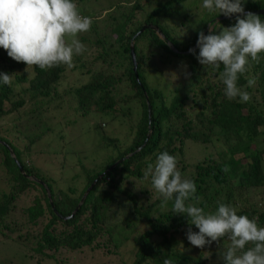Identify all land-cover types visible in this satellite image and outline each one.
Returning a JSON list of instances; mask_svg holds the SVG:
<instances>
[{
    "label": "trees",
    "instance_id": "1",
    "mask_svg": "<svg viewBox=\"0 0 264 264\" xmlns=\"http://www.w3.org/2000/svg\"><path fill=\"white\" fill-rule=\"evenodd\" d=\"M88 1L74 0L81 15L91 17L93 24L78 35L86 50L74 56L70 67L89 75L85 83L68 84L57 93L67 70L63 64L47 70L26 66L0 48V72L13 76L11 85L0 82V121L29 103L30 109L12 119L22 125L24 118L26 124L43 128L34 137L12 139L0 127L4 185L0 188V241H10L0 264H15L16 259H27L26 264H91L82 256L86 252L95 264H165L166 260L224 264L222 254L230 240L224 237L203 248L192 246L187 229H198L189 225L186 214L172 211L173 201L162 206L160 194L144 175L147 165H154L156 157L167 151L177 157L182 175L195 182L194 197L186 203L205 212L215 211L219 203L230 204L238 215L257 218L264 227V199L263 204L252 201L253 193L264 192V53L259 63L250 61L248 71L237 81L251 99L246 103L239 97L229 100L220 78L223 65L219 69L201 65L198 48L194 54L185 52L196 43L199 32L209 34L210 23L214 24L211 30L218 32L232 26L235 15L225 17L203 8L193 27L196 0H143L145 5L142 0H100L101 7L91 10L84 8ZM243 6L245 12L263 9L264 0H245ZM103 11L106 16L100 19ZM258 15L264 20V14ZM146 24L156 25L163 38L151 28L138 33ZM252 76L256 83L248 87ZM17 82L22 87L14 92ZM63 94L75 104V121L109 116L122 130L115 125L116 132H103L102 123L95 122L99 134L91 151L71 149L70 139L62 131L55 133L61 146L47 147L62 168L57 165L60 173L54 175L41 171L29 156L33 164H28L22 154L49 133V125L41 121L43 108ZM66 120L63 126L70 123ZM1 141L10 146L13 156ZM199 150L204 153L200 158ZM187 153L191 163L185 160ZM120 200L125 209L110 222L112 205Z\"/></svg>",
    "mask_w": 264,
    "mask_h": 264
},
{
    "label": "clouds",
    "instance_id": "2",
    "mask_svg": "<svg viewBox=\"0 0 264 264\" xmlns=\"http://www.w3.org/2000/svg\"><path fill=\"white\" fill-rule=\"evenodd\" d=\"M245 0H203L202 7L210 13L235 15V23L218 32L198 33L196 57L203 66L219 69L225 96L239 97L241 102L251 99L250 93L238 86L241 74L248 71L250 61L259 63L264 53V20L252 12H245ZM93 19L81 15L74 0H0V48L16 62L36 66L42 70L64 65L72 67L74 56L84 53L86 46L78 39L80 33L90 30ZM195 53L194 49H189ZM186 68V66H185ZM256 77L247 79V86L256 83ZM12 74L0 72V82L11 85ZM177 157L161 152L155 164L147 165L144 178L162 198V206L173 201L175 214H186L191 226L186 237L192 246L203 248L227 237L230 245L222 254L224 264H264V227L257 218L238 215L237 208L219 203L215 211L205 212L196 204L186 203L194 197L195 182L185 178L177 168ZM225 166V171H227ZM198 199V198H197ZM251 244L252 247L246 248ZM165 264H170L165 261Z\"/></svg>",
    "mask_w": 264,
    "mask_h": 264
},
{
    "label": "rangeland",
    "instance_id": "3",
    "mask_svg": "<svg viewBox=\"0 0 264 264\" xmlns=\"http://www.w3.org/2000/svg\"><path fill=\"white\" fill-rule=\"evenodd\" d=\"M106 1L107 0H105V2ZM196 1H197L196 6L193 7V10L191 12L193 15H195L194 17L191 16V19H193V22H194L193 23L194 25H192L193 27H195V25L196 26L198 25L196 24L197 22H195L196 21L195 19H197L204 11L202 7L203 0H196ZM88 2L89 3L84 4V8L88 10H91L93 8L94 9L100 8L101 5L103 4L102 2H100V0H90ZM142 2L143 0L141 1V3ZM142 4L145 5L146 4L145 1ZM191 5L192 4L189 1L186 2V6H188L189 8L191 7ZM106 13L107 11H103L101 12L100 15H98V17L100 19H103L106 16L105 15ZM213 26L214 24L211 25L210 23L208 25V30L213 29ZM180 34L182 36L184 35V33L182 32H180ZM185 36H189V33L187 35L185 34ZM65 69L67 70L65 71V77L63 78L64 84L61 83V85L59 84L57 86V93H62L63 88L68 87V84L70 86L80 85V84L85 83L89 78V75L83 74L80 71H77L75 69L70 70V67H67ZM116 70H114V72H116ZM27 71H30V69H28ZM13 87L15 90L14 92H17L21 89L22 86H19V83L17 82V83H14ZM61 97L62 98L54 100L52 103L48 104L46 107L43 108L44 116L41 121L49 125V131H48L49 133H47L46 135H43V138L41 141H38L35 144V146H32L31 148L27 149V151H25L22 154L23 158L28 159L27 160L28 164L32 165L33 163H35L37 167L41 169V171H44V172L49 171L50 173L54 175L60 173L57 169V165L59 167L62 166L60 162L58 163L57 161L58 159L50 157L49 153L51 152V149L47 147L48 145H50V147H55V148H59L61 146V143L57 142L55 139L56 138L55 133L62 131V135L66 139L67 138L70 139V144H68V146L71 149H74V147H76L77 149L79 147H83L84 149L86 148L88 151H91V150H95V145H96L95 143L97 142V137L99 134V130L98 131L94 130L95 122L102 123L101 127L103 128V132H107V129H109L110 131L113 129V131L116 132L113 128L115 127V125L116 127H118L119 130H122L119 128L120 126H117L118 124H115L117 122H113L112 120H110L109 116H102L100 120H96V121L92 117L86 118L85 120H83V122L77 119L75 121L74 120L75 114H74V108H73L75 104L74 102L68 100V97H71V96L67 94H63ZM56 104H59V105H56ZM7 107H8V104H7ZM30 108L31 107L29 103H27L24 105V107L19 109L20 110L19 113H14L13 116L6 117L4 120L0 121V127H2L5 130L6 134L12 137V139L14 138L20 139L26 135L27 137H32V136L34 137L35 134H39V132L43 131L42 127L36 128V125L26 124L24 118H23L22 125L18 123L19 120L12 119L13 117H17V115L22 114L23 111H27ZM65 119H67L66 121L69 120L70 123L63 126L61 122H63ZM122 126L124 128L126 127L125 125H122ZM14 127L17 129V132L14 131ZM17 142L18 140L16 141V144ZM190 148L194 150L197 149L193 146H191ZM196 155L198 156V158H200L201 156H204V153H202L199 150V153L196 152ZM27 156H29L33 160V163L29 158H27ZM185 160L186 162H189V163L193 161L192 158L189 156V153H187V155L185 156ZM31 178L34 179V177H31ZM1 186L3 187L4 185L1 182V177H0V188ZM263 193L259 191L255 192V194L253 193L254 197H253V200L252 199L251 200L258 202V203L260 202L263 204V199H264ZM120 201L121 203H116L112 205L114 210L110 212V214H112L111 216L109 215L110 222H114L118 220V218L120 217L119 215L125 209V207H123L122 205L123 201L122 200ZM12 244L14 243L12 242ZM8 247H10V241L8 240L0 241V256L1 257L5 255L4 252L6 251ZM13 247H15V244L13 245ZM89 254H90L89 252H86L82 255L85 257V261L87 259L91 262V264L97 263L91 259ZM26 263H27V259H22V260L16 259L15 260V264H26Z\"/></svg>",
    "mask_w": 264,
    "mask_h": 264
},
{
    "label": "water",
    "instance_id": "4",
    "mask_svg": "<svg viewBox=\"0 0 264 264\" xmlns=\"http://www.w3.org/2000/svg\"><path fill=\"white\" fill-rule=\"evenodd\" d=\"M246 12H252V13H254V14H264V8H263V9L252 10V11H246ZM146 28H151V29H153L154 31H156V33H157L160 37L163 38V36H162L161 32L159 31L158 27H157L156 25H152V24H146V25H143L142 28L139 30L138 33L142 32V31H143L144 29H146ZM168 45L170 46V48H171L173 51L178 52V50H177V49H176L171 43H168ZM129 49H130V56H131V60H132V69H133V71H134V73H135V76H136V78H137V73H136V70H137V63H136V57H135L134 48H133V40H131V42H130ZM190 49H194V50H196V49H197V47H196V43H195ZM185 53H189V50H188L187 52H185ZM149 116H150V114H149ZM150 119H151V118L149 117V120H150ZM149 134H150V131L148 132L146 139L149 138ZM1 142H2L4 145H7V147L9 148V150H10V152H11V155L13 156V152H12L10 146H9L8 144H6L5 142H3V141H1ZM145 142H146V141H145ZM143 145H144V143H143ZM141 147H142V146H141ZM141 147H139L138 149H140ZM129 155H130V154H129ZM129 155L125 156L124 158L128 157ZM124 158H122V159L116 161L112 166L118 164V163L121 162ZM16 163H17V165L19 166L20 171H21L22 173H24L22 167L20 166V163H19L18 161H16ZM100 176H101V175H100ZM96 181H97V179H95V180L92 182V184L88 187V189L86 190V192H85V194H84V196H83L82 199H84V198L86 197L87 193L90 191V189L92 188V186L94 185V183H95ZM52 208L54 209L53 206H52ZM77 209H78V206L76 207V209L73 211V213H72L71 215H73L74 212H75ZM54 211H55L56 214H58L57 211H56L55 209H54ZM59 215H60V214H59ZM65 218H69V217H65Z\"/></svg>",
    "mask_w": 264,
    "mask_h": 264
}]
</instances>
